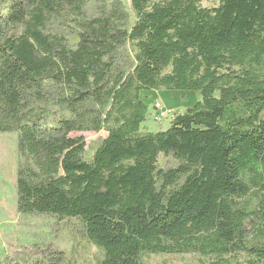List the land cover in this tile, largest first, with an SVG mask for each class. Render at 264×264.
Here are the masks:
<instances>
[{"label":"trees","instance_id":"obj_1","mask_svg":"<svg viewBox=\"0 0 264 264\" xmlns=\"http://www.w3.org/2000/svg\"><path fill=\"white\" fill-rule=\"evenodd\" d=\"M87 1L0 0V133H17V211L78 219L103 252L96 264H264V0H128L132 23L119 2L88 18ZM69 12L75 47L46 30ZM160 89L200 99L144 131L141 92ZM101 130L90 156L69 136Z\"/></svg>","mask_w":264,"mask_h":264},{"label":"rangeland","instance_id":"obj_2","mask_svg":"<svg viewBox=\"0 0 264 264\" xmlns=\"http://www.w3.org/2000/svg\"><path fill=\"white\" fill-rule=\"evenodd\" d=\"M160 1V0H155ZM219 0H201L203 7H212ZM119 2L129 15L131 23L134 12L128 0H91L83 7L86 17L98 16L103 9ZM46 30L62 36L70 47L78 42L79 29L72 13L57 16L48 21ZM124 53L131 56L129 46ZM123 53V54H124ZM141 98L148 105V115L141 124L144 131L155 132L166 129L175 114L184 112L200 99L195 91L149 90L142 91ZM155 103L169 112L163 117L157 113ZM63 112L57 111V119ZM101 130L71 132L70 137L81 136L85 141V154L90 156L98 141L106 137ZM19 163L17 133H0V264H96L103 252L86 238L84 228L76 218L59 219L55 215L31 213L21 214L16 208V171ZM256 218L246 223L249 235L252 234ZM243 260L244 254L236 255ZM212 257L196 254H145L142 264H207Z\"/></svg>","mask_w":264,"mask_h":264},{"label":"built area","instance_id":"obj_3","mask_svg":"<svg viewBox=\"0 0 264 264\" xmlns=\"http://www.w3.org/2000/svg\"><path fill=\"white\" fill-rule=\"evenodd\" d=\"M154 105L157 109V113H159L160 116L165 117L168 115L169 112L164 111L163 107L160 104L155 103Z\"/></svg>","mask_w":264,"mask_h":264}]
</instances>
